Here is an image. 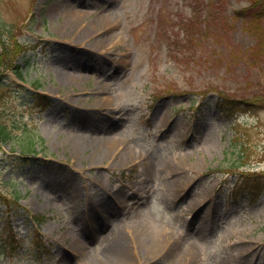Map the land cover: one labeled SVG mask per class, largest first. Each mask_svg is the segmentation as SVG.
<instances>
[{
  "label": "rangeland",
  "instance_id": "374dc122",
  "mask_svg": "<svg viewBox=\"0 0 264 264\" xmlns=\"http://www.w3.org/2000/svg\"><path fill=\"white\" fill-rule=\"evenodd\" d=\"M253 1L0 0V264H264Z\"/></svg>",
  "mask_w": 264,
  "mask_h": 264
},
{
  "label": "bare ground",
  "instance_id": "6f19581e",
  "mask_svg": "<svg viewBox=\"0 0 264 264\" xmlns=\"http://www.w3.org/2000/svg\"><path fill=\"white\" fill-rule=\"evenodd\" d=\"M58 16H62L63 17V20L62 22L64 23V27H68L72 30V33L76 32V31H79L77 32V36H78V41H82L84 38H86V34L87 33H91V36L93 33H96L97 30H98V24H92V25H88L86 24V20L83 19V14L81 12V10L79 9H72V10H69V9H66V10H63L61 9L58 13ZM111 18L109 17H106V22L107 21H111L110 20ZM59 26H61V24H58ZM93 41L95 42L94 44L96 45H101L104 41H106L105 38H102V39H99L96 38V39H93ZM62 74H64L63 72L61 73V76L64 77V78H67V77H70L71 74L69 75H66V76H63ZM78 77V76H76ZM94 138H85L83 136L77 138L75 140L76 144L77 145H81L83 142L84 143H89L90 140H93ZM122 239H120L119 237V241H121ZM111 246H112V243H111ZM118 248H119V252L117 255H119L120 259H125L126 256H125V251H126V247L121 245L120 242H118ZM168 264H184V261L182 259V257L180 258H175V260H171Z\"/></svg>",
  "mask_w": 264,
  "mask_h": 264
},
{
  "label": "trees",
  "instance_id": "16d2710c",
  "mask_svg": "<svg viewBox=\"0 0 264 264\" xmlns=\"http://www.w3.org/2000/svg\"><path fill=\"white\" fill-rule=\"evenodd\" d=\"M252 3H254L253 0H250ZM3 41V40H2ZM5 41V40H4ZM18 48V46L16 47ZM2 49L3 51L1 52V54H6V55H9L10 54V51L11 50H6L7 47H6V43L5 42H2ZM11 65V64H10ZM43 98L46 97V95L42 96ZM48 99V98H47ZM249 100H246V99H237V98H232V97H229L227 95H220L219 98L217 99L216 101V105L219 107V108H222V109H225L227 107H230L232 112L233 111H239V109H241L244 105L246 104H249ZM230 115L228 114V117ZM232 125V123H231ZM11 134L10 132L3 126V125H0V139L2 141H7L11 138ZM25 152V151H24ZM35 218H37V220H42L44 219L45 217L42 216V215H35Z\"/></svg>",
  "mask_w": 264,
  "mask_h": 264
}]
</instances>
